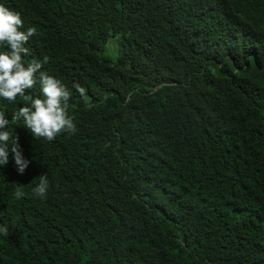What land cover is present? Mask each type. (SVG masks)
<instances>
[{"label":"trees","instance_id":"16d2710c","mask_svg":"<svg viewBox=\"0 0 264 264\" xmlns=\"http://www.w3.org/2000/svg\"><path fill=\"white\" fill-rule=\"evenodd\" d=\"M0 4L76 125L36 139L0 98L31 161L0 166V264H264V0Z\"/></svg>","mask_w":264,"mask_h":264},{"label":"clouds","instance_id":"9594fccd","mask_svg":"<svg viewBox=\"0 0 264 264\" xmlns=\"http://www.w3.org/2000/svg\"><path fill=\"white\" fill-rule=\"evenodd\" d=\"M34 35H37V29L28 27L25 30L20 12L0 4V49H3L0 50V98L10 103L15 102L18 97L29 100L30 104L20 107L12 119L22 120L24 127L34 138H45L51 142L58 134H74L76 131L73 117L68 111L71 92L59 78L43 70V66L49 61L47 56L42 60H25L30 54L26 45ZM37 83L40 85L42 96H26V92L33 89ZM74 87L85 96L83 87L79 84ZM8 127L9 119L0 112V166L8 164L11 152L14 154L18 173L22 175L31 161L24 158L17 136L15 142L9 146L12 133ZM39 180L33 192L41 198H46L49 188L47 174L41 175ZM14 195L20 199L24 193L17 190ZM7 232L6 226L0 227V233Z\"/></svg>","mask_w":264,"mask_h":264}]
</instances>
